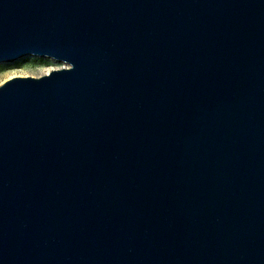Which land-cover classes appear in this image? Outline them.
Instances as JSON below:
<instances>
[{
  "label": "water",
  "instance_id": "95a60500",
  "mask_svg": "<svg viewBox=\"0 0 264 264\" xmlns=\"http://www.w3.org/2000/svg\"><path fill=\"white\" fill-rule=\"evenodd\" d=\"M0 264H264V0H0Z\"/></svg>",
  "mask_w": 264,
  "mask_h": 264
},
{
  "label": "rangeland",
  "instance_id": "374dc122",
  "mask_svg": "<svg viewBox=\"0 0 264 264\" xmlns=\"http://www.w3.org/2000/svg\"><path fill=\"white\" fill-rule=\"evenodd\" d=\"M64 65L50 57L28 54L10 62H0V84L12 76H40Z\"/></svg>",
  "mask_w": 264,
  "mask_h": 264
},
{
  "label": "bare ground",
  "instance_id": "6f19581e",
  "mask_svg": "<svg viewBox=\"0 0 264 264\" xmlns=\"http://www.w3.org/2000/svg\"><path fill=\"white\" fill-rule=\"evenodd\" d=\"M51 70H53V69H52V68H51V69H49V70H48V72H46V73H44V74H47V73H49Z\"/></svg>",
  "mask_w": 264,
  "mask_h": 264
}]
</instances>
